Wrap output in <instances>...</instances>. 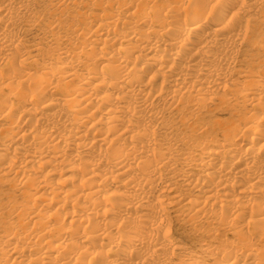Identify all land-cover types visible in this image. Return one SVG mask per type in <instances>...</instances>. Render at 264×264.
<instances>
[{"label":"bare ground","instance_id":"obj_1","mask_svg":"<svg viewBox=\"0 0 264 264\" xmlns=\"http://www.w3.org/2000/svg\"><path fill=\"white\" fill-rule=\"evenodd\" d=\"M0 264H264V0H0Z\"/></svg>","mask_w":264,"mask_h":264},{"label":"rangeland","instance_id":"obj_2","mask_svg":"<svg viewBox=\"0 0 264 264\" xmlns=\"http://www.w3.org/2000/svg\"><path fill=\"white\" fill-rule=\"evenodd\" d=\"M172 234L174 235V237H177V239L184 241L185 243L188 244V246L192 245V241L194 239V237H191L192 235L189 233H186L184 231H182L181 229H176V230H172Z\"/></svg>","mask_w":264,"mask_h":264}]
</instances>
